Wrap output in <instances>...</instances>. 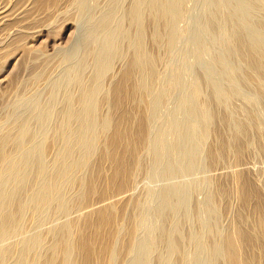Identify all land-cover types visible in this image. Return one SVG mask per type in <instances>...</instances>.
<instances>
[{
	"label": "rangeland",
	"instance_id": "374dc122",
	"mask_svg": "<svg viewBox=\"0 0 264 264\" xmlns=\"http://www.w3.org/2000/svg\"><path fill=\"white\" fill-rule=\"evenodd\" d=\"M35 1L28 0L26 27L0 32V76L10 79L0 85V136L26 130L8 150L16 152V141L21 138L19 142L25 146L21 156L33 161L25 182L9 180L17 185L13 200L24 201L27 207L22 220L8 223L10 233L0 240V248L7 253L0 264H13L23 241L35 235L43 240L34 254L41 259L49 256L56 241L54 228L101 200L95 194L81 207H72L80 186L63 184L60 189L68 201L66 206L59 207L53 199L39 216L34 217L31 210L37 170L48 172V182L55 177V160L63 147L59 139L51 143L55 132L78 127L75 116L67 120L69 109L93 106V100L86 105L78 100L85 84L98 87L93 96L98 100V118L112 114L106 97L134 55L133 43L139 33V22L129 15L133 7H139L146 21L147 50L160 56L153 83L160 98L153 99L150 148L141 153L120 219L124 236L140 204L143 218L134 238L136 250L131 256L117 258L115 264H181L184 255L190 257L187 264H229L217 249L207 248L228 230L239 208L233 194L222 193V183L231 186L232 174L239 171L264 197V93L247 80L244 58L254 49L249 45L255 44L258 55L264 54V3L162 0L168 13L155 15L157 8L149 0H60L41 11L33 10ZM13 49L17 50L14 55L9 53ZM101 67L104 72L97 78ZM259 73L264 78V67ZM204 102L215 112L213 132L205 145L199 141L208 125L200 110ZM132 107L137 102H130ZM237 123L241 125L238 131ZM87 133L91 135L93 130ZM220 139L227 148L208 166L206 152ZM41 146L46 147L45 154L35 158ZM239 146L242 154L237 160ZM82 153L76 147L73 157ZM99 163L96 152L90 168ZM105 170L110 172L108 163ZM89 173L78 171L83 176ZM212 194L219 212L211 209ZM244 211L248 215L245 225L252 229L255 217Z\"/></svg>",
	"mask_w": 264,
	"mask_h": 264
},
{
	"label": "bare ground",
	"instance_id": "6f19581e",
	"mask_svg": "<svg viewBox=\"0 0 264 264\" xmlns=\"http://www.w3.org/2000/svg\"><path fill=\"white\" fill-rule=\"evenodd\" d=\"M59 1L36 0L33 10L41 11L56 6ZM149 1L157 8L155 15H167L168 6L164 1ZM261 1L264 3V0ZM28 6V0H0V32L17 26L26 27L25 24L29 22L25 15ZM129 15L139 22V33L133 43L134 55L124 69L122 78L114 84L111 93L106 97L112 104V114L103 119L98 118V100L97 97H93L98 87L85 84L78 100L85 105L93 100V106H84L79 111L69 109L67 120L75 116L78 119V127L55 132L51 143H56L58 139L63 141L62 150L55 160V177L53 181L48 182L46 180L48 172L40 168L37 170L31 210L33 216L37 217L53 199L57 200L59 207L66 206L68 201L60 189L63 184L80 186V192L71 201L72 207H81L95 194L102 198L85 206L89 209H84L85 212L78 217L54 228L56 241L52 244L49 256L41 259L34 254L35 247L43 240L41 236L35 235L32 239L23 241L13 264H115L117 258L135 253L134 238L143 218L140 204H137L134 220L124 236L120 219L127 202L124 197L133 174L140 165L141 153L150 148L148 128L152 119V103L153 99L160 98V94L155 93L153 87L157 77L155 64L160 56L146 48L147 26L139 7H133ZM172 42L170 39L169 44ZM238 45L243 46V43ZM249 47L254 49L252 53L244 56L248 66L246 78L254 84L259 93H264V78L259 73L264 67V54L258 55L255 44ZM9 53L14 55L17 50L13 49ZM103 72L104 67L99 68L96 77L99 78ZM75 78L81 79V76L76 74ZM9 82L10 79L0 76V85ZM194 92L197 96V87L194 88ZM132 101L137 102V107L130 109L129 104ZM200 110L204 123L208 124L199 140L205 145L206 139L213 132L211 126L215 112L211 109L210 103L205 102L201 104ZM225 117L229 119L227 114ZM110 127L113 130L109 133ZM240 127V123H237V131ZM88 130H93V133L88 135ZM25 131L18 135L6 133L0 136V240L10 233L8 223L15 219L22 220L27 207L24 201L13 200V192L17 185L15 182L9 183V180L14 178L17 183L25 182L33 161L32 158L29 160L21 156V152L25 151V146L19 142L21 138L16 141V152L8 150V145L15 137H21ZM76 147L83 151L78 158L73 157V150ZM226 148V141L223 139L219 140L217 146L209 147L206 152V164L212 165L216 158H221ZM44 149L46 147L41 146L35 158L43 157ZM96 152L100 154V163L91 169V157ZM241 154L242 147L239 146L236 149L237 160L241 158ZM106 163L109 164L110 172L105 170ZM79 170H89L90 173L87 176L78 175ZM57 188L58 193L54 195ZM221 191L224 195L233 194L239 202V208L228 230L220 233L219 239L207 248L217 249L220 256L229 264H264V197L260 189L244 178L239 171H234L231 186L222 183ZM211 200H213L211 209L219 212L220 206L218 202L215 203L214 194ZM244 209L255 217L252 229L245 225L248 215ZM170 244L178 247L173 240H170ZM6 253V250L0 248V260ZM189 258L188 255H184L181 264H187Z\"/></svg>",
	"mask_w": 264,
	"mask_h": 264
}]
</instances>
